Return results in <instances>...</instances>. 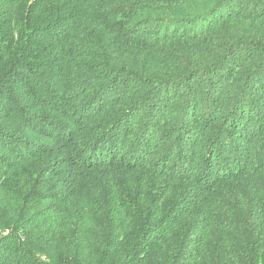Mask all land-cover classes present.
I'll use <instances>...</instances> for the list:
<instances>
[{
    "label": "trees",
    "instance_id": "obj_1",
    "mask_svg": "<svg viewBox=\"0 0 264 264\" xmlns=\"http://www.w3.org/2000/svg\"><path fill=\"white\" fill-rule=\"evenodd\" d=\"M0 264H264V0H0Z\"/></svg>",
    "mask_w": 264,
    "mask_h": 264
}]
</instances>
